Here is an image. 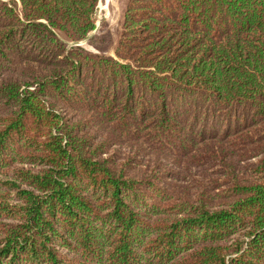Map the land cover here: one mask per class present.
I'll return each mask as SVG.
<instances>
[{"label":"trees","instance_id":"obj_1","mask_svg":"<svg viewBox=\"0 0 264 264\" xmlns=\"http://www.w3.org/2000/svg\"><path fill=\"white\" fill-rule=\"evenodd\" d=\"M98 1L0 0V264H264V0Z\"/></svg>","mask_w":264,"mask_h":264},{"label":"rangeland","instance_id":"obj_2","mask_svg":"<svg viewBox=\"0 0 264 264\" xmlns=\"http://www.w3.org/2000/svg\"><path fill=\"white\" fill-rule=\"evenodd\" d=\"M128 0H99L95 14V30L78 43L88 51L105 56H115L114 51L120 34ZM94 38L93 43L88 40ZM71 45L72 43H68Z\"/></svg>","mask_w":264,"mask_h":264}]
</instances>
